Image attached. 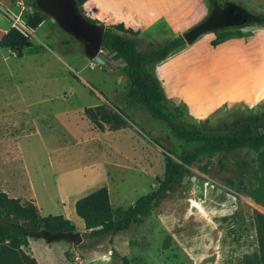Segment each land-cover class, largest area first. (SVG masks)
I'll return each instance as SVG.
<instances>
[{"label": "rangeland", "instance_id": "rangeland-1", "mask_svg": "<svg viewBox=\"0 0 264 264\" xmlns=\"http://www.w3.org/2000/svg\"><path fill=\"white\" fill-rule=\"evenodd\" d=\"M218 2V14L223 21H232L239 13L241 21L256 22L262 15L226 0ZM1 4L8 9L16 6L22 14L13 21ZM41 8L44 10L43 5ZM33 11L31 0H0V30L13 23L29 35L32 42L22 58L0 50V183L3 181L7 187L25 194L22 184L31 178L36 184L42 216L73 212L72 223L84 242L85 228L71 206L73 198L80 199L90 190L106 187L112 208L124 211L139 197L157 188V180L163 177L165 159L170 153L175 158L192 152L196 146L177 140L164 124L151 119L144 110L127 104L125 96L129 84L122 68L114 64H119L116 59L113 58L110 65L90 60L72 37L53 27L55 21L49 14L36 29H29L26 21ZM214 13L213 7L207 4L204 24ZM160 28L166 31L164 25ZM257 28L259 26L240 29L237 25L230 33L248 38ZM120 34L136 39L139 47L151 42L141 35ZM201 36L200 33L194 40L185 42L184 49L196 45ZM215 52L218 57L228 58L217 73L216 65L208 59L209 53H205L207 60H200V52L170 71L177 74L159 75L160 64L147 70L161 80L168 104L179 107L189 123L218 133L262 125L264 101L252 105L223 104L202 111L207 102L216 100V88L219 92H228L236 85L239 74L245 71L244 66L237 63L238 53L220 49ZM240 52L246 58L247 53ZM198 75L206 82L208 94L200 92ZM228 76L235 78L231 80ZM97 105L114 112L122 111L127 115L126 126L114 131H98L84 116L86 108ZM262 168L258 154L247 150L233 157L221 159L216 155L208 162L203 159L189 168L191 174L185 176L188 178L185 187L161 202L141 226L132 225L116 238L106 236L96 244L108 248L118 241L124 246L129 264H187L181 250L168 243L159 216L172 212L182 219L189 215L191 219L187 218L186 222L197 226L198 216L196 218L194 209L191 205L187 209L185 203L191 199L196 206L204 204V196L199 193L202 186L212 184L248 197L239 183L247 190L255 188L259 184L256 172H261ZM192 177L196 178L194 182ZM60 189L63 190L60 192ZM57 195L67 200L56 203L51 198ZM251 208L264 215L263 206L255 204ZM30 243L38 264H67L66 251L71 253V262L77 263L73 260L75 250L71 241L46 244L43 240H32ZM110 257L115 264H123L117 252ZM210 260L212 257L204 262Z\"/></svg>", "mask_w": 264, "mask_h": 264}, {"label": "trees", "instance_id": "trees-1", "mask_svg": "<svg viewBox=\"0 0 264 264\" xmlns=\"http://www.w3.org/2000/svg\"><path fill=\"white\" fill-rule=\"evenodd\" d=\"M75 2L83 13L82 5L86 0ZM207 4L215 11L212 19L219 15L217 0H207ZM31 7L34 11L28 16L26 26L34 30L49 15L42 10L39 0H31ZM239 16L240 14L236 13V18L230 23H216L201 34H213L215 39L210 45L216 47L237 36L230 33L237 25L240 29L252 26H259L257 29L264 28L262 15L258 16L256 22H243ZM86 19L90 23H97L88 17ZM205 19L200 25L204 24ZM53 27L60 28L56 20ZM120 33H129L135 37L138 35V32L125 29L122 24L112 25L106 28L102 47L111 53L116 52L122 63L126 64L122 72L129 84L125 96L127 104L144 110L151 119L164 124L177 140L196 147L192 152L182 153L175 158L170 153L165 159L163 177L157 180V188L139 197L124 211L112 208L106 187L78 199L74 204V211L84 224L86 241L79 244L77 250H91L96 241L125 232L131 225H141L160 202L174 195L179 188L185 187L182 181L185 176L191 174L190 167L203 159L208 162L216 155L221 159L228 158L237 156L242 150L258 154L263 162L261 172H256V175H259V184L251 190H247L243 183L239 184L245 195L255 204L264 207V123L250 125L243 130L218 133L185 121L183 111L168 104L161 80L147 70V67L154 66L183 50L184 38L178 36L167 42H149L144 47H139L136 39ZM31 47L30 36L16 27H11L0 38V49L9 51L16 58H22L24 51ZM84 116L100 132L114 131L126 126V114L120 110L111 111L103 105L86 108ZM221 168L223 170V167ZM253 219L260 262L264 264V215L254 211ZM68 232H75V226L63 216H41L32 202L10 198L0 192V264H37L28 254L29 240H43L50 244L65 240L61 234ZM65 258L67 261L71 260L69 251L65 252ZM121 261L123 264H129L125 257H122Z\"/></svg>", "mask_w": 264, "mask_h": 264}, {"label": "crops", "instance_id": "crops-1", "mask_svg": "<svg viewBox=\"0 0 264 264\" xmlns=\"http://www.w3.org/2000/svg\"><path fill=\"white\" fill-rule=\"evenodd\" d=\"M226 1L264 16V0ZM217 3L219 4L218 0ZM1 6L5 8L8 17L13 18V21L15 17L22 14V11H19L16 6L9 7V9L2 4ZM82 9L85 17L97 21V23L105 27L122 24L125 29L138 32L137 36L141 35L143 39L146 37L151 42L163 43L178 36L183 37L184 33L190 31L200 21L204 20L207 15V0H86L82 5ZM162 25L165 26L166 31L160 28ZM11 27H14L13 23L11 26L0 30V38ZM126 34L130 35L129 33ZM213 39H215L213 34L202 35L195 42L196 45L176 52L164 61L156 64L155 66L160 64L157 73L159 75L177 74L174 72L178 68L176 66H180L186 60L195 58L196 53L199 52L201 53L200 60H207L205 53H209L208 59L210 61L212 60L216 65L215 69L217 73L218 67L220 65L222 67L223 64L228 62V58L216 56L215 51L219 49L231 50V53H238L237 63L242 64L245 71L242 75L239 74L240 76L236 81V85L231 90L229 89L228 92L226 90H224L225 93L223 91L219 92L218 88H216L215 95H218L216 100L211 103L207 102L206 106L202 108V111H209L211 107L223 106V104L252 105L264 101V28L254 30L253 34L248 38L235 36L216 47L210 45ZM241 50L247 53L246 58L240 54ZM172 69L174 71L171 73L170 71ZM227 78L234 80L235 76H228ZM198 80L200 92L208 94L209 89H207L206 82L202 81L201 75H198ZM182 185L185 186L183 181ZM22 186L24 187L23 190L25 192H23L25 194L15 191L14 188L7 187L2 181L0 183V192L5 193L10 198H19L22 201L32 202L42 216L40 201L36 195L35 182L30 178ZM97 189L99 188L90 190L82 194L81 197ZM62 190L60 189L59 191L61 192ZM199 193L204 196V204L196 206L192 203L191 199L185 203L187 204L185 207L189 208V205H191L196 218L198 216L199 221L196 224L197 226H191L189 221L186 222L187 218L191 219L189 215H186L187 217L183 216L182 219L173 215L172 212H167L165 216H159L158 219L166 231L168 243H173L176 248L181 250L186 258L187 264H261L259 252L256 249L257 243L255 245L257 239L253 219L254 210L251 208L255 206L253 201L238 193L232 194L224 187L214 186L212 184L202 186ZM175 194L171 197H174ZM51 199L56 200V203L67 200L63 195H57V197ZM77 199L73 198L71 200V206L73 208ZM61 205L63 206V204ZM196 208L198 211L195 210ZM61 216L72 223L73 212L62 214ZM194 218L192 217V219ZM125 232L113 236L116 238V236ZM31 241L29 240L28 249L30 248V251H28V254L33 257ZM60 241L69 240L65 239ZM101 246L96 244L93 249L83 251L77 250L76 248L73 253V260L77 261V263L71 262V256L70 261L66 260L67 264H115L110 257L114 252H117L121 258L125 257L130 261L123 251L124 246L118 243V241H114V245L108 248ZM208 257H212V260L204 262ZM36 263L38 264L37 261Z\"/></svg>", "mask_w": 264, "mask_h": 264}, {"label": "water", "instance_id": "water-1", "mask_svg": "<svg viewBox=\"0 0 264 264\" xmlns=\"http://www.w3.org/2000/svg\"><path fill=\"white\" fill-rule=\"evenodd\" d=\"M44 12L51 15L52 19L57 21L61 30L72 37L83 49L84 55L90 60H94L98 64L110 65L112 59H116L121 68L125 67V63L117 56L116 52H109L102 47V40L106 27L100 23H90L83 13L78 9L75 0H47L43 5ZM222 18L216 15L208 23L195 27L187 36L184 37L185 42L194 40L200 33L207 31L215 26L216 23L222 22ZM228 23L231 20L227 21ZM188 181L184 178L183 184ZM195 181V178H192ZM61 237L72 242L73 249L82 242L80 232H68L61 234Z\"/></svg>", "mask_w": 264, "mask_h": 264}, {"label": "flooded vegetation", "instance_id": "flooded-vegetation-1", "mask_svg": "<svg viewBox=\"0 0 264 264\" xmlns=\"http://www.w3.org/2000/svg\"><path fill=\"white\" fill-rule=\"evenodd\" d=\"M40 5H45L47 3V0H39Z\"/></svg>", "mask_w": 264, "mask_h": 264}]
</instances>
